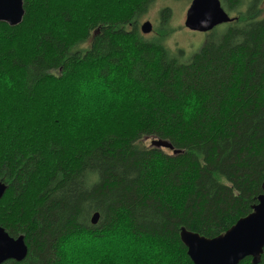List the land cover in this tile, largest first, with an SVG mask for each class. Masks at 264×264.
Returning <instances> with one entry per match:
<instances>
[{"label":"trees","instance_id":"1","mask_svg":"<svg viewBox=\"0 0 264 264\" xmlns=\"http://www.w3.org/2000/svg\"><path fill=\"white\" fill-rule=\"evenodd\" d=\"M152 1L23 0L0 21V225L28 247L3 264H193L180 228L212 238L258 202L264 8L220 0L233 19L187 55L141 34Z\"/></svg>","mask_w":264,"mask_h":264},{"label":"water","instance_id":"2","mask_svg":"<svg viewBox=\"0 0 264 264\" xmlns=\"http://www.w3.org/2000/svg\"><path fill=\"white\" fill-rule=\"evenodd\" d=\"M23 15V0H0V21L14 26L21 22ZM232 19L220 0H190L184 26L190 30L206 32ZM151 30L152 25L148 20L140 25L142 34ZM151 145L170 147L165 141L157 139H153ZM5 188V184L0 182V198ZM261 188L262 193L257 197L258 202L252 206V211L215 237L207 238L184 227L180 228V240L187 248L193 264H238L247 256L251 257L253 264L259 262L264 247V181ZM98 219L99 213L96 211L91 216L92 225ZM27 251L22 234L11 236L0 225V264L7 260L22 261Z\"/></svg>","mask_w":264,"mask_h":264},{"label":"rangeland","instance_id":"3","mask_svg":"<svg viewBox=\"0 0 264 264\" xmlns=\"http://www.w3.org/2000/svg\"><path fill=\"white\" fill-rule=\"evenodd\" d=\"M259 1L260 7L264 8V0ZM246 2H248V0H243L242 4L238 6L239 9H245ZM189 3L190 0H153L147 7L146 11L136 15L137 26L139 28L144 21L148 20L152 25V30L149 33L143 34L146 38H162V42L170 50L174 51L177 48H181L187 55H190L205 43L211 33H217L226 26L228 22L221 23L215 26L212 30L206 32L190 30L184 26L185 12ZM163 8H169L170 14L166 20L161 21L160 11ZM231 15L232 14H230V16ZM109 96L110 95H106L102 97ZM94 101H96V99ZM152 140L153 138L145 137L142 139V144L149 146L151 145ZM84 241H86V239L82 242ZM66 249V246L63 247V250ZM64 257L72 260L71 257L65 255V253ZM79 264L87 263L85 260L81 259Z\"/></svg>","mask_w":264,"mask_h":264},{"label":"bare ground","instance_id":"4","mask_svg":"<svg viewBox=\"0 0 264 264\" xmlns=\"http://www.w3.org/2000/svg\"><path fill=\"white\" fill-rule=\"evenodd\" d=\"M242 260V259H241ZM239 263V262H238Z\"/></svg>","mask_w":264,"mask_h":264}]
</instances>
